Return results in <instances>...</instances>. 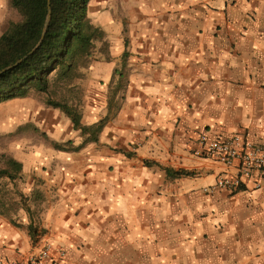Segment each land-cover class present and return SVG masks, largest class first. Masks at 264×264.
<instances>
[{
  "label": "crops",
  "instance_id": "obj_1",
  "mask_svg": "<svg viewBox=\"0 0 264 264\" xmlns=\"http://www.w3.org/2000/svg\"><path fill=\"white\" fill-rule=\"evenodd\" d=\"M89 16L107 49L80 108L109 120L98 143L21 158L44 212L0 213V259L51 244L67 264H264V171L208 194L234 171L193 153L204 134L264 144V0H90ZM30 108L52 142L81 139L62 111Z\"/></svg>",
  "mask_w": 264,
  "mask_h": 264
},
{
  "label": "trees",
  "instance_id": "obj_2",
  "mask_svg": "<svg viewBox=\"0 0 264 264\" xmlns=\"http://www.w3.org/2000/svg\"><path fill=\"white\" fill-rule=\"evenodd\" d=\"M9 4L19 14L20 20L11 22L0 36V72L15 66L41 41L42 44L19 65L0 75V104L33 94L49 95L53 89L56 95L59 91L64 92L62 99H48L47 106L70 118L74 130L81 132L83 143L74 147L72 141L52 142V146L62 150L98 143L109 117L97 124L86 125L80 108L82 101H69L66 96L67 93H80L76 82L83 80L91 68L97 45H106L105 32L94 25L89 16L90 0H9ZM49 10L51 19L47 24ZM183 175L188 174L183 171L174 173L175 177ZM0 179L9 180L15 187V183L23 179V164L5 156ZM15 192L20 203L27 205L29 197L17 190ZM8 195V191L0 186V213L4 215H7L6 209L8 211L18 204L7 201ZM33 195L41 196L39 191ZM30 232L34 233L33 224Z\"/></svg>",
  "mask_w": 264,
  "mask_h": 264
},
{
  "label": "rangeland",
  "instance_id": "obj_3",
  "mask_svg": "<svg viewBox=\"0 0 264 264\" xmlns=\"http://www.w3.org/2000/svg\"><path fill=\"white\" fill-rule=\"evenodd\" d=\"M19 20L20 16L10 7L9 0H0V36L11 22ZM100 47L102 49L105 48L104 50L107 49V45L104 44H98L97 49H100ZM96 53L94 54L95 56L97 55ZM88 72L83 80L76 82L80 93L76 95L67 93L66 96L69 97V101H82L81 103H83L84 89L86 88L83 87V84L88 83ZM53 90L49 95L33 94L25 99H14L0 104V168L5 167V156L22 162L21 158L33 152L35 147L52 146V141L48 136L49 132H47L48 130L45 131V118H35L38 114H35L34 110L30 107L47 108L48 99H62L65 95L64 92L60 91L56 95V90ZM120 98L119 96L118 101ZM72 142L74 147H78L83 143V140L75 138ZM26 178L23 176V179L18 180L15 183V187L9 180L0 179L1 188H4L9 193L6 196L7 201L18 202L16 206L14 205L15 208L12 207V209L9 208L8 211L7 209L4 211L9 216H18L21 212L28 213L27 210H29L30 215L38 214L41 216L44 212L43 204L39 202L42 200V197L34 196L33 194L36 192L34 193L33 191L29 193L30 187L26 186ZM15 190L29 197L27 205L20 203Z\"/></svg>",
  "mask_w": 264,
  "mask_h": 264
},
{
  "label": "built area",
  "instance_id": "obj_4",
  "mask_svg": "<svg viewBox=\"0 0 264 264\" xmlns=\"http://www.w3.org/2000/svg\"><path fill=\"white\" fill-rule=\"evenodd\" d=\"M196 157L210 159L223 164L233 173L222 174L215 184L204 189L205 193L226 191L231 194L240 192L248 187L253 177L261 176L264 171V144L254 143L242 135H234L224 139H210L206 134L197 140L193 150ZM255 188L261 183L255 182ZM68 254L64 249L54 251L51 244L45 245L42 250L30 256L27 260L8 262L0 259V264H67Z\"/></svg>",
  "mask_w": 264,
  "mask_h": 264
},
{
  "label": "water",
  "instance_id": "obj_5",
  "mask_svg": "<svg viewBox=\"0 0 264 264\" xmlns=\"http://www.w3.org/2000/svg\"><path fill=\"white\" fill-rule=\"evenodd\" d=\"M50 19H51V12H50V10H49V15H48V20H47V24L49 23V21H50ZM41 44H42V41L36 46V48L31 52V53H29L27 56H25L21 61H19L15 66H17V65H19L23 60H25L28 56H30V55H32L40 46H41ZM15 66H12V67H9V68H7V69H4L3 71H1L0 72V75L2 74V73H5V72H7L8 70H10V69H12L13 67H15Z\"/></svg>",
  "mask_w": 264,
  "mask_h": 264
}]
</instances>
